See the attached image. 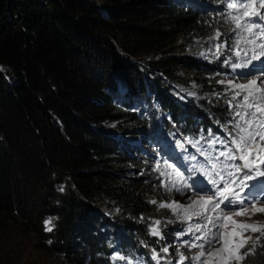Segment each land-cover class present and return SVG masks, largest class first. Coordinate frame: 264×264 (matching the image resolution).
Returning a JSON list of instances; mask_svg holds the SVG:
<instances>
[{
	"label": "trees",
	"instance_id": "16d2710c",
	"mask_svg": "<svg viewBox=\"0 0 264 264\" xmlns=\"http://www.w3.org/2000/svg\"><path fill=\"white\" fill-rule=\"evenodd\" d=\"M230 11L224 0H0V229L18 226L66 264H114V252L147 263L160 244L147 161L201 130L225 139L233 98L217 79L230 52L200 47L217 29L229 38ZM260 237L245 264H264Z\"/></svg>",
	"mask_w": 264,
	"mask_h": 264
},
{
	"label": "snow or ice",
	"instance_id": "6c2138e0",
	"mask_svg": "<svg viewBox=\"0 0 264 264\" xmlns=\"http://www.w3.org/2000/svg\"><path fill=\"white\" fill-rule=\"evenodd\" d=\"M228 13L226 22L229 31L235 36L234 46H230L225 40L221 44L214 45L216 55H220L221 48L231 47L229 56L225 63L232 57L239 58L241 62H232L231 67L235 69L254 68V61H261L262 68L256 79H248L245 83H237L228 80L226 83L229 90L233 91V99L228 104L233 108V117L228 123L232 125V131H228V126L222 125L226 138L221 139L218 135L213 136L212 130H208L205 137L201 130L199 139L193 140L185 138L184 143H178L179 149H185V143L197 148L203 161L186 169L188 176L185 177L179 169L168 164L167 160L161 168L159 161L156 162V169L160 171L162 187L171 192L175 191L185 195L191 192L194 196L197 191H211V195H198L196 199L188 196L189 204L183 205L173 200L171 202L159 203V208H168L174 213L177 219L190 221L196 217L199 221L195 225L188 224L187 232L183 230L180 236L191 234L192 241H183L179 247L197 249L195 255L186 257L183 252L177 251L176 264H184L188 260L190 264H240L251 252L241 250L245 248L250 237H245L244 232H260L264 236V225H253L240 223L235 216L248 213V205L253 207V213H264V207H256V202L264 197V187H258L256 183L250 181L264 177V0H224ZM222 33L216 30L213 39L219 40ZM223 84L225 81L221 80ZM236 101V103H233ZM200 140H205L208 149L200 151L197 146ZM221 145V149H216V145ZM211 149V150H209ZM213 151L215 155H213ZM183 159L196 160V156H184ZM189 180L192 183H189ZM193 184L196 188H193ZM59 191L63 192L64 187L60 186ZM247 190V191H246ZM150 203L157 204L156 200ZM223 205V208H221ZM237 207L243 211H236L232 214L226 213L225 209ZM52 217L44 221L45 231L53 230ZM159 219L154 220L150 226V235L163 239L161 235ZM199 233V235H197ZM257 237V242L260 240ZM51 243V241H49ZM219 247H214V245ZM111 246V245H110ZM147 246V245H145ZM152 257L159 262L168 260L169 247H162L160 252L152 249ZM161 253L164 255L162 256ZM113 261L126 260V257L119 254L111 257ZM126 264H131L127 261Z\"/></svg>",
	"mask_w": 264,
	"mask_h": 264
},
{
	"label": "rangeland",
	"instance_id": "374dc122",
	"mask_svg": "<svg viewBox=\"0 0 264 264\" xmlns=\"http://www.w3.org/2000/svg\"><path fill=\"white\" fill-rule=\"evenodd\" d=\"M219 31L221 33L223 32V30H219ZM215 33L216 31H213V34H212L213 37H215ZM226 40L228 41V44L230 46H234L235 36L232 35L230 31H229V38H227ZM224 41L225 39L223 38V36H221L219 40H215L212 38L209 41L211 43L207 42L206 46L200 47L201 48L200 55L203 56V55L209 54L210 55L209 57H213L214 55L217 57L218 55H216V49L214 45L221 44ZM222 50H225V51L227 50L230 52L231 47H223ZM232 58L233 59L227 63V67H228L227 72L221 73L217 79V82L219 83V81L221 80L225 81V83L223 84L219 83V84L225 88L224 92H229V94L233 98V91L229 90V86L226 82L228 80H234L237 83H245L247 82L248 79H256L257 75L260 74L262 65H261V61H254L253 63L256 65V67L254 68H250V69L243 68V69L233 70L232 67L230 66L231 63L241 62V61L239 58H236L234 56ZM189 74L190 76L194 77L195 73L190 71ZM185 77H187V74H185ZM194 78H196L197 80H203L205 77H202L203 79L202 78L200 79V76L196 75ZM261 78L264 79V76H262ZM193 79L189 81L190 87L188 86L187 90H188L189 96H193L192 99H196V96L193 95L194 93H192V88H191L192 85L196 84L194 83ZM178 98L183 99V96L182 95L178 96ZM229 100H232V99H228V101ZM133 101L135 103L138 102L136 105L137 108L144 109V110L149 109V106L145 99L144 94L138 95L137 97L133 95ZM228 101L225 104L227 108L229 106ZM233 103H236V101H233ZM230 119H232L234 122L233 108L231 107H230L229 113L226 115V118L224 120L228 126V131H232V125L228 123ZM154 130H155V127L154 125H152L150 128L151 134H154ZM221 135L224 138H226V133L223 130L221 131ZM199 136L200 135L198 134V136L193 140L199 139ZM182 141L183 143L185 142V140H182ZM200 144L201 146L199 145L197 146L198 148H200V151H204L205 149H208L207 145L202 144V140H200ZM185 146L188 147V150L186 149V151L185 150L181 151V149L179 148L176 149L175 147L171 150L172 154L170 155H167L166 153L163 154L164 159L157 160V156H153V157L151 156L150 159L151 158L152 159L150 160V162L147 161L148 166H151L150 168L151 169L150 170L151 183L150 184L155 186L153 187L154 189H152V193L154 195L152 197V200L157 201V204H153L156 210V214L149 217V221H150V224H152V222L157 219L161 221V225L159 227H160L161 235L163 236V239L157 237L158 238L157 240L160 242V244L157 247L153 246V248L156 249L157 252H160L162 247H169L168 260H170L172 264H176V261L178 259L177 251L183 252V254L186 257H191L196 254L197 249L188 248V247H184V248L179 247V245L183 241H192L194 237L191 234L180 236L179 233L182 230L184 232H187V227L189 223H191L192 225H195L199 221L197 220L196 217H193L192 220L190 221H182L180 219H177L176 215L172 213L170 209L159 208L158 207L159 203L171 202L175 200L180 204L187 205L190 203V201L188 200V196H192L193 199H196L198 195L207 196L209 195L208 193L210 192V191H199L198 190L196 196H194L191 192H188L185 195H182L181 193L175 191V189H173L171 192H168L162 187L161 181L165 180V177H161L160 171L156 169L157 161L160 162L161 168L163 169L165 160H167L168 164H171L175 168L179 169V171L183 173L185 177H187L188 171L185 169L183 165L191 167L194 164H196L198 161L204 160V156H201L199 154V152L197 151V148H194L192 145L187 144V143H185ZM144 147L148 149V151H150L149 150L150 147L146 145H144ZM216 149L220 150L221 145L218 144L216 146ZM192 155L196 156V160L183 159L184 156H192ZM213 155H215L214 151H213ZM165 156H167L168 159H166ZM189 183H192V181L189 180ZM193 188L194 189L196 188L195 184H193ZM256 207L257 208L264 207V197L257 200ZM221 208H223V205H221ZM224 211L228 214H232L236 211H243V209L233 207L231 209H225ZM248 213L249 214L235 216L234 219H236L240 223H247V224H253V225H264V213L255 212V214H251L253 213V207L251 204L248 205ZM168 226H170L171 229L167 228ZM197 235H199V233H197ZM243 235L246 238L250 237L251 239L248 240L245 248L241 250V253H240L241 255H243L244 252L249 251V249H251V247L253 246L254 241L257 239V237L261 236L260 232H252L250 230L247 232H244ZM33 242H34V239L32 235L23 233L18 226H12L9 229H0V264H66L55 256H48V255H45L39 252L38 250H35L33 247ZM214 247H219V245L218 244L214 245ZM116 254L118 253L117 252L113 253V255H116ZM136 255L138 256V254ZM161 255L163 256L164 254L161 253ZM121 256H124V255H121ZM144 256L146 257L147 263H141L136 258L130 259V258H127L126 256H124L126 257V260H116V261H113V263L114 264H126L127 261H130L131 264H162V261L164 262V260H160L159 262L154 260L152 257V252H147L146 254H144ZM184 264H190V262L186 260L184 261ZM240 264H245V263L241 261Z\"/></svg>",
	"mask_w": 264,
	"mask_h": 264
}]
</instances>
